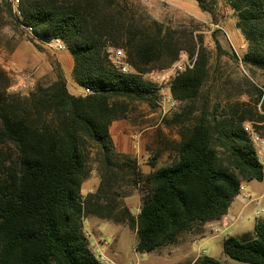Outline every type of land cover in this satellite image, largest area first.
<instances>
[{
  "label": "trees",
  "instance_id": "16d2710c",
  "mask_svg": "<svg viewBox=\"0 0 264 264\" xmlns=\"http://www.w3.org/2000/svg\"><path fill=\"white\" fill-rule=\"evenodd\" d=\"M191 1L211 17L221 6L231 11L246 46L242 66L264 75V0ZM19 8L21 21L0 0V19L4 11L16 26L32 27L41 45L61 40L73 58L74 79L89 93L70 94L55 63L48 85L27 96L7 94L9 78L0 69V146L14 149L13 156L0 152V264H102L83 231L88 218L128 224L140 254L202 238L205 224L227 213L243 183L263 181L264 166L242 126L250 123L264 136V96L250 80L238 94L251 97L252 105L234 104L221 117L204 106L179 130L175 161L144 175L136 157L116 151L109 127L126 118L128 101L159 94L143 76L175 63L178 42L133 0H23ZM110 49L123 50L125 73ZM207 76L199 50L169 92L178 102L194 101ZM177 122L184 125L169 124ZM87 146L95 150L100 181L83 200ZM120 182L141 187L136 215L122 201L130 194L118 192ZM221 245L232 260L264 264V221L255 222L252 235L225 236ZM194 264L221 263L202 256Z\"/></svg>",
  "mask_w": 264,
  "mask_h": 264
},
{
  "label": "rangeland",
  "instance_id": "374dc122",
  "mask_svg": "<svg viewBox=\"0 0 264 264\" xmlns=\"http://www.w3.org/2000/svg\"><path fill=\"white\" fill-rule=\"evenodd\" d=\"M5 2L10 6L9 0H5ZM21 2L23 0H20V4ZM133 2L139 4L153 20L161 24L166 35L178 42L182 51L177 61L181 59L192 63L195 54L202 50V54L207 59L208 68V76L202 87L200 97L194 101H177L176 106L172 109L167 107L162 109V96L160 94L142 100L128 101L127 117L131 122H134L136 117H143L146 116V112L149 113V119L140 120L139 124L140 127L149 128L142 134L146 141V148L143 155L140 153L137 157L135 156L141 164L139 166L140 172L145 175L148 168H160L175 161L176 147L180 141L179 130L197 118L204 106L207 105L209 115L221 117L228 113V108L234 104L252 105L253 99L251 97L249 98L246 94H238L245 87L244 79L250 80L261 90L262 96H264V75L258 70H251L242 66L241 56L246 50L243 39L244 50L240 51L237 43L234 42L236 38L233 34L215 27L218 23L217 20L224 19L227 25H230L232 20L235 28V21L231 14L226 13L225 7L221 6L214 16L205 19L195 15V9L193 10L190 5L192 4L191 1L187 0H152L149 5L144 4L143 0H133ZM21 25L16 26L3 11V19H0V69L9 78L6 93L27 96L35 90L38 84L48 85L54 80V64L57 63L61 52L55 51L49 44L36 43L33 36L23 29L22 26L24 25ZM220 27L222 28L221 25ZM238 34L240 35V33ZM109 52L111 59L114 62H119L117 66L124 65L123 58L125 56L122 49H110ZM11 62L15 63L14 70L11 72L3 70V67ZM171 65L160 70L154 69L145 74L143 78L152 82L151 74L160 76L159 74ZM64 66L66 72V65ZM76 91L82 93L83 88L77 87ZM172 120L184 122V125L179 124V122L169 124ZM242 126L244 130L252 128L251 124L247 122L243 123ZM258 136L264 142V136L261 137L259 134ZM252 144L258 154L259 147L253 142ZM0 152L5 157L13 156L14 149L8 144L1 145ZM86 155L87 181H91L93 177L100 181L98 165L95 162V150L87 146ZM1 170L0 168V172ZM87 181L86 183H89L90 187H95L92 181ZM252 182L261 184L259 185L261 191L264 186V179L263 181ZM242 185L247 186L248 183ZM116 186L121 194H130L122 198V201L136 215L139 212L143 196L140 191L141 187L132 186L127 182H120ZM96 189H93L92 193L85 190L84 194L86 196L94 194ZM252 208L253 212L252 209L246 211V214L238 222H247V217H249L251 224L248 227L246 225L242 229V233L230 232V236L237 235L240 239H244L253 234L252 224L264 220V197L262 207L258 208L260 216H255V207ZM88 219L83 221V231L89 239L91 249L93 252L95 249H100L97 247L98 244H95L99 241L100 247L103 248L102 255L112 264H177L183 257L185 249L176 247H163L158 250V253H136L134 250L137 241L135 230L128 224L103 223L102 229H99L100 232L92 236V231L87 226ZM222 237L213 242L216 248L221 244ZM220 248L222 254L217 259L221 264H246L230 259L223 253L222 246ZM190 252L189 249L186 255ZM194 252H196V247H194Z\"/></svg>",
  "mask_w": 264,
  "mask_h": 264
},
{
  "label": "crops",
  "instance_id": "0c3cea01",
  "mask_svg": "<svg viewBox=\"0 0 264 264\" xmlns=\"http://www.w3.org/2000/svg\"><path fill=\"white\" fill-rule=\"evenodd\" d=\"M187 1H191V0H187ZM191 3L192 4L190 5L193 8V10L195 9L196 16H201L205 19H208L211 17L209 14L201 12L195 2L191 1ZM224 10L226 11L227 14L229 15L231 14V11L228 8H225ZM217 22H218L217 25H219V27L221 25L224 31L230 33L231 35L233 34V36L236 38L234 42L237 43L238 49L240 51H243L244 50L243 40L238 34L239 32L235 30L234 22L231 20V23H229L230 25H227V22L224 19H219L217 20ZM57 63L59 64L63 72V75L66 80L67 90L70 94L75 95V96H84L89 93L87 89H84L83 87H81L77 83V81L74 79L73 77V65H74L73 58L67 49L61 51V54L58 57ZM64 65H66V72H65ZM77 87L83 88V92L82 93L77 92L76 91ZM145 115L146 116H143V117L142 116L138 118L136 117V120L134 122H131L127 116L125 119L112 122V124L109 127V134H110V138L113 143V146L117 152L122 153V154H129L134 157L135 156L137 157V155L140 153L142 155L144 154V149L146 148V141L142 134L149 128L140 127L139 124H140V120L149 119V113L146 112ZM136 159L138 160V158ZM137 163L139 164V166L141 165L139 160L137 161ZM147 165L149 164L147 163ZM156 169L157 168H154V167L151 169L148 168V171L146 172V174H149ZM87 180L88 179H86V181ZM86 181L83 183L81 187L82 195H84L85 190L89 191L88 189L90 188H91L90 190H93L98 187L99 179L94 178V177L93 179H91V181L93 182V186L95 185L94 188L90 187L89 183H86ZM91 181H87V182H91ZM247 183H248L247 186L242 185V187L244 188V194L250 197V201H243L242 198H240V196L238 195L233 200L227 213L219 221L210 222V223L205 224L204 237L194 238L192 240H189L187 242L181 243L176 246H168V247H176L178 249L179 248L185 249L183 257L181 258L180 262L177 264H194L202 256H209V257L217 259L222 254L220 252V249H221L220 247L222 245L219 244L216 248L213 242L216 241V239H219L221 236L223 237L230 236L229 235L230 232H237V233L241 232L242 233L243 232L242 229L246 227V225L248 227L251 224L249 217H247V222L249 223L244 222V221H242L241 223H238V222H239V219L243 218V216L246 214V211L252 209V212H253L252 207H255V212L257 211L255 202H252V200L253 201L259 200L258 208L262 207V199L264 197V186L263 188H261V191H260L259 185L261 184L257 182H252V181L247 182ZM103 223H107V222H103L97 218L88 219L87 226L89 230L92 231V236L100 232L99 229H102L101 226L103 225ZM254 223L252 224L253 227H254ZM223 237L221 238V243H222ZM235 237H238V236L235 235ZM95 244L96 245L98 244L97 247L100 248L98 250L100 252L101 251L103 252V248L100 247L99 241H97ZM194 247H196V252H194ZM189 249L191 252L190 254L186 255V252L189 251ZM158 250L152 253H158L159 252Z\"/></svg>",
  "mask_w": 264,
  "mask_h": 264
},
{
  "label": "built area",
  "instance_id": "2783aa9c",
  "mask_svg": "<svg viewBox=\"0 0 264 264\" xmlns=\"http://www.w3.org/2000/svg\"><path fill=\"white\" fill-rule=\"evenodd\" d=\"M9 1H10V7H11L13 17L17 19L18 21H21L22 12L19 8L20 0H9ZM151 1L152 0H143V3L146 5H149ZM22 27L29 35H32V32H33L32 27H29V26H22ZM215 27L217 29L222 30V28H220L218 25H216ZM49 45L57 52H61L66 49L65 44L61 40H58V39L52 40L49 43ZM116 63L119 64L118 61H116ZM192 65H193V62L190 63L188 61L180 59L179 61L172 64L167 70L162 71L161 74H159L160 76L151 74L152 82L156 83L160 87L159 94L162 96V104H161L162 109H164V107H167L168 109H172L176 106L177 101L173 98V96L170 94L169 89H168L169 83L174 78V76L185 71L187 68H191ZM121 66H122L121 71L125 73L127 71V66L125 65H121ZM14 67H15V63L11 62L5 65L3 67V70H5L6 72H11L14 70ZM245 131L248 133L250 140L259 147L257 156L260 162L264 165V142L263 140L258 136L256 132H254L252 128H246ZM92 192H93L92 190L88 191V193H92ZM82 196H83L82 199L84 200V198L86 197V194ZM239 196L242 198L243 201H250V197L244 194V188L242 186L239 189ZM252 202H255V205L257 207L255 216H259L260 215V211L258 210L259 200H254V201L252 200ZM94 252L96 253V257L102 264H112L102 255L100 251L95 249Z\"/></svg>",
  "mask_w": 264,
  "mask_h": 264
}]
</instances>
